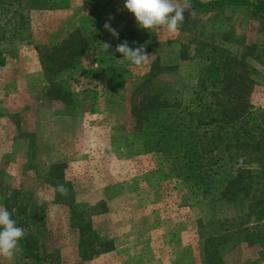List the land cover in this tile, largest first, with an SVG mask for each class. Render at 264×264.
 Here are the masks:
<instances>
[{"label": "rangeland", "instance_id": "rangeland-1", "mask_svg": "<svg viewBox=\"0 0 264 264\" xmlns=\"http://www.w3.org/2000/svg\"><path fill=\"white\" fill-rule=\"evenodd\" d=\"M85 3L57 0L44 10H24L26 29L18 38L7 39L19 18H0V25L5 19L3 26L10 20L6 39L0 42V205L6 207L7 201L16 213L27 204L28 216L22 218L28 224L23 226L26 235L38 237L43 250L59 255L60 264H204L207 240L202 239L207 235L225 238L216 241L220 250H213L226 264H259L253 261L261 260L260 248L247 249L240 242L245 234L240 228L248 222V199L225 203L218 197L221 183L205 197L193 195L168 172L160 155L145 153L133 141L132 111L141 100L136 89L157 59L172 61L178 69L153 81L170 89L171 99L187 104L203 68L226 62L216 51L223 49L228 56H244L254 68L249 101L254 112L264 113L262 19L252 17L244 5L193 20L186 12L180 31L169 34L140 28L124 0H104L90 51L70 81L76 100L70 108L49 99L34 47L50 45L52 36L61 39L77 28L88 14ZM105 22L118 31V38L104 29ZM125 40L131 48L143 46L149 61L137 67L120 58L115 62L121 66L117 75L100 76L101 43L116 46ZM97 43L99 48L93 50ZM181 46L190 54L196 50L197 56L178 60ZM244 162L246 157L237 163ZM54 164L71 183L74 201H56L60 193L52 186ZM0 264L37 263L20 250L11 259L0 256Z\"/></svg>", "mask_w": 264, "mask_h": 264}, {"label": "trees", "instance_id": "trees-1", "mask_svg": "<svg viewBox=\"0 0 264 264\" xmlns=\"http://www.w3.org/2000/svg\"><path fill=\"white\" fill-rule=\"evenodd\" d=\"M56 1L0 0V18H19L14 21L13 32L7 39L11 36L18 38L25 31L27 16L24 10H44ZM85 1L84 7L88 14L81 18L77 28L61 39L52 36L53 43L50 45L34 47L39 56L43 80L48 87L49 99L62 102L70 108L76 104L71 95L70 81L79 71L84 55L90 51L95 28L100 27L98 17L104 0ZM191 4L196 11L195 17L244 5L250 9L252 17L262 19L264 24V0L256 3L244 0H191ZM189 16L192 20L195 18ZM3 22L0 25V42L6 39L10 20H6L4 26ZM97 46L99 48L98 43L91 47L95 50ZM115 47L111 45L109 53L101 47V58L97 61L104 66L97 71L100 76H114L120 72L121 66L118 67L115 62L122 56L115 52ZM180 48V61H190L197 56L196 50L190 54L188 47ZM216 51L225 55L226 62L203 68L192 92L193 97L187 104L173 96L171 99V90L153 81L160 73L178 69L171 60L163 64L157 59L136 89L141 100L132 111L136 123L133 141L139 142L145 153L160 155L169 165L168 172L186 184L193 195L205 197L216 184L221 183L218 197L225 203L236 204L248 199L249 213L245 218L251 220L253 217L260 226L255 224V227H249L248 221L242 225L243 231L246 241L257 244L261 248L260 255L264 257V113L254 112L249 101L255 85L252 80L254 68L245 63L244 56L238 59L228 56L226 50ZM245 157L247 162L239 165L237 162ZM60 168L58 164L50 168L51 176L56 179L52 186L56 190L58 185L63 184L68 189V195L59 198L61 194H57L56 201L65 202V197L74 201L73 187L70 182L63 180ZM5 205L17 226H28L26 220L22 219L28 216L27 204L18 206L16 213L7 201ZM70 205H73L72 202ZM72 216L75 218L77 214L73 212ZM205 237L210 246L206 250V260L210 264L218 263V242L223 243L225 238L218 236L219 240H215L212 235ZM19 247L27 258L37 264H60L59 255L43 250L38 237L26 235L19 241ZM210 257L213 258L212 262ZM82 258L87 259L88 254L84 253Z\"/></svg>", "mask_w": 264, "mask_h": 264}, {"label": "clouds", "instance_id": "clouds-1", "mask_svg": "<svg viewBox=\"0 0 264 264\" xmlns=\"http://www.w3.org/2000/svg\"><path fill=\"white\" fill-rule=\"evenodd\" d=\"M124 8L133 14L140 28L156 32L165 31L169 34H177L180 31L186 19V12L192 17L196 15L191 0H124ZM111 19L112 17H109V20ZM103 27L114 38L119 37L118 31L112 28L109 22H105ZM101 44L103 50L109 53L111 45L107 42ZM115 52L137 67H143L151 56L143 46L131 48L126 40L116 45ZM56 190L62 196L68 195V189L63 184L58 185ZM25 237V229L17 226L11 213L0 205V256L11 259L21 250L19 241Z\"/></svg>", "mask_w": 264, "mask_h": 264}, {"label": "crops", "instance_id": "crops-1", "mask_svg": "<svg viewBox=\"0 0 264 264\" xmlns=\"http://www.w3.org/2000/svg\"><path fill=\"white\" fill-rule=\"evenodd\" d=\"M251 220H248L249 222H248V226L250 227V226H253V227H255V224H259V222H257L256 220H253V217H251L250 218ZM247 223V222H246ZM247 226V225H246ZM259 226H260V224H259ZM244 230V228H243V226L240 228V230ZM245 233V232H244ZM244 235V239H242L241 238V240H240V242H241V244H245L246 245V247H247V249L248 248H254V247H259L257 244L255 245V244H251V243H249L248 241H246V234H243ZM252 237V236H251ZM207 240V238L206 237H203V239H202V241H206ZM224 241H226V240H224ZM238 242H239V240H237L236 241V243L234 244V249H237V245H238ZM203 243V242H202ZM237 246V247H236ZM210 246L209 245H206V244H204V246H203V249H204V256H205V261H204V264H207V260H206V249H207V251H208V248H209ZM212 248V250H213V247H211ZM260 248V247H259ZM234 249H231V250H229V253H230V251H232V250H234ZM218 251L220 250V249H217ZM261 252V248H260V250L258 251V254ZM219 254V259L217 260L218 261V264L220 263V264H226L225 263V258H224V256H222L220 253H218ZM224 254H226V253H224ZM211 258V262L213 261V258L212 257H210ZM256 258V257H255ZM216 261V262H217ZM246 261H248V260H246ZM253 261V260H252ZM253 262H259V264H264V257H262V255H261V260L260 261H258L257 259L256 260H254ZM214 263V262H213ZM245 264H250L249 262L247 263V262H244Z\"/></svg>", "mask_w": 264, "mask_h": 264}]
</instances>
